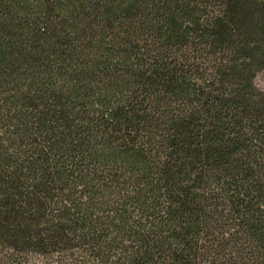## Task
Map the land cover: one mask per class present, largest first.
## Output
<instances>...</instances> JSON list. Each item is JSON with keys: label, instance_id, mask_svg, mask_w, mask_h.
Segmentation results:
<instances>
[{"label": "trees", "instance_id": "1", "mask_svg": "<svg viewBox=\"0 0 264 264\" xmlns=\"http://www.w3.org/2000/svg\"><path fill=\"white\" fill-rule=\"evenodd\" d=\"M264 0H0V264H264Z\"/></svg>", "mask_w": 264, "mask_h": 264}, {"label": "rangeland", "instance_id": "2", "mask_svg": "<svg viewBox=\"0 0 264 264\" xmlns=\"http://www.w3.org/2000/svg\"><path fill=\"white\" fill-rule=\"evenodd\" d=\"M254 83L258 89L264 90V69L256 74Z\"/></svg>", "mask_w": 264, "mask_h": 264}]
</instances>
